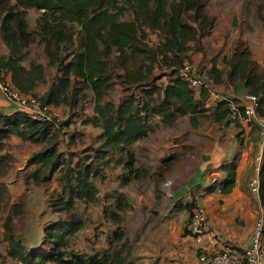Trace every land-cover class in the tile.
<instances>
[{"label":"trees","instance_id":"trees-1","mask_svg":"<svg viewBox=\"0 0 264 264\" xmlns=\"http://www.w3.org/2000/svg\"><path fill=\"white\" fill-rule=\"evenodd\" d=\"M259 1L264 7V0ZM207 2L0 0V39L8 49L6 54H0V78L9 80L22 96H33L53 109L66 110V119L62 121L54 117L37 121L17 107L10 112L0 109V179L8 174L13 160L11 154L4 153L6 140L15 137L21 142L41 144L28 158L26 165L34 168L25 181L47 183L57 173L59 189L49 195L48 205L51 211L63 215L46 224L36 247L27 246L11 225L13 216L22 208L11 205L5 238L12 259L22 264H122L120 251L97 260L68 248L70 237L84 224L76 203H93L98 198L94 179L101 177L100 163L119 155L120 164L127 156L124 166L130 173L134 160L129 149L148 135L150 119L156 116L170 124L177 117L187 115L192 128L203 121L212 125L230 122L240 129L242 123H251L244 113L248 104L244 99L246 93L257 98L256 117L264 115V73L242 40L223 56V66H219L217 57L207 65L195 63L199 76H206L203 78L206 85L190 87L178 76L177 67L189 59L192 51L201 52L204 40L214 31L216 19L208 13ZM31 8L39 12L33 29L27 15ZM148 32L159 36L153 46L146 42ZM34 43L42 45L48 65L55 70L49 82H46V66L41 62L30 60L24 65L27 48ZM156 68L161 71L159 74ZM115 84L121 85L124 95L118 102L106 100ZM223 85H241L242 97L217 96L214 103L207 105L211 95H216ZM41 86L44 90L39 94ZM88 100L93 102V109L83 116L82 124L99 129L97 147L87 146L80 154L60 150V129L85 113ZM231 106L236 108L234 117L229 115ZM71 143H76L74 136ZM86 151L90 153L83 154ZM261 155L259 191L262 194L264 147ZM238 161L239 154H235L230 161L223 162L219 166L223 176L214 180L205 193H229L235 184ZM9 197L8 185L0 181V210L6 208ZM197 197L198 193L194 192L190 201L177 202L174 206L183 207L188 213L185 234H190L188 221ZM124 199L120 195L117 209L126 206ZM201 253L209 252H200L197 257Z\"/></svg>","mask_w":264,"mask_h":264},{"label":"rangeland","instance_id":"rangeland-1","mask_svg":"<svg viewBox=\"0 0 264 264\" xmlns=\"http://www.w3.org/2000/svg\"><path fill=\"white\" fill-rule=\"evenodd\" d=\"M206 8L210 15L215 16V28L212 35L204 40L202 51H192L189 59L194 63L207 65L213 57H217L221 66L223 56L229 54L238 40H242L249 47L258 68L264 73V20L262 18L264 7L260 1L208 0ZM38 14L39 12L33 8L27 10L31 29L35 26ZM158 39L157 33L148 32L146 42L153 46ZM7 52V47L0 39V54ZM26 55L24 65H27L30 60L41 62L46 66V82L54 77L55 70L48 65L42 45L32 44L27 48ZM160 72L156 68V73ZM162 82H165V79H162ZM221 88L222 92H215L218 97L235 95L239 96L238 98L242 97V89L238 87L230 88L223 85ZM43 90L41 86L38 93L41 94ZM123 95L121 85L115 84L105 99L118 102ZM0 101L1 106H7V108L2 107V111L16 108V105L1 92ZM91 109H93V102L88 100L85 104V113L75 117L68 126L60 129L58 144L60 150L76 151L75 154H80L82 150H86L87 146H90V149L97 147L96 138L100 133L99 129L82 124V120ZM54 113L60 121L66 119V110L59 108ZM257 114L255 113L254 117L258 116ZM150 125L148 135L129 149L134 160L130 173L129 168L124 166L127 156L123 157L124 160L120 164L117 161L119 155L110 157L107 163H100L103 166L101 177L94 179L99 190L98 198L93 203H76V211L84 224L70 237L69 250L94 256L97 260L105 256L111 257L117 251H120L121 255L129 248L131 242L137 240L143 226L159 224V221L165 217H172L176 212L174 205L177 200L184 201L188 198L184 201L186 203L190 201L191 194L194 192L202 193L201 182L205 181L203 185L212 177L213 172L218 171L216 168L218 165L209 162L210 155L215 149L227 147L228 154L235 155L239 154L242 148V145L236 141L242 133H238L239 129L230 122L212 125L201 121L197 128H192L187 115L177 117L170 124L156 116L150 119ZM252 134L251 143L262 145L264 142L262 134H260V143L256 133L252 132ZM230 135H233V139ZM72 136L75 137L74 144L71 143ZM230 141L232 142L227 146ZM41 146L21 142L15 137L6 140L4 153L11 154L13 160L8 174L0 179L8 185L10 190L7 206L0 210V264H22L9 256V244L5 238L6 217L10 214L11 205L17 204L22 208L19 214L13 216L11 225L27 246L36 247L46 224L63 217L51 211L48 205L49 195L59 189L57 173L47 183L34 184L31 181H25L34 168L26 165L28 158ZM89 153L86 151L83 154ZM261 158L262 155H260ZM120 195L125 196L124 201L127 204L122 209H117L116 204ZM113 213L116 216L112 217ZM175 215H173L174 220H176ZM114 231L118 233L115 234ZM159 248H162V245ZM44 264L58 263L45 262Z\"/></svg>","mask_w":264,"mask_h":264},{"label":"crops","instance_id":"crops-1","mask_svg":"<svg viewBox=\"0 0 264 264\" xmlns=\"http://www.w3.org/2000/svg\"><path fill=\"white\" fill-rule=\"evenodd\" d=\"M205 77L204 75L203 78ZM229 87L232 88V86ZM237 87L241 88V85ZM218 91L222 92L223 90L219 88ZM215 97L217 95L212 94L207 105L214 103ZM1 105L0 101V109L3 107ZM3 108H7V106ZM13 110L16 108L14 107L10 111ZM251 123L252 125L247 122L242 123V127L238 131L242 134L236 141L242 145V148L239 153L235 184L229 193L218 191L205 193V189L214 181V178L217 180L223 176L224 173L219 169V166L223 162L230 161L234 156L232 153V156L228 154L227 147L217 148L210 155L209 162L218 165L216 167L218 171L213 172L212 177L203 185L202 183L205 181L201 182L202 193H198L207 216V226L200 240L197 241L194 236L185 234L183 228L186 225L188 213L183 207L175 208L176 212L173 215L176 214V220L172 215V217L160 220L159 224L143 226L140 232L141 236L138 234L137 240L131 242L129 248L121 253L122 264H195L200 252H213L229 248L240 253L248 247L258 210L261 206L264 207V190L262 194L260 191L258 194H254L248 186L250 178L260 164L259 158L264 142L262 145L252 144L250 136L253 135L252 132L256 133L260 143L264 115L252 118ZM230 138L233 139V135H230ZM32 145L41 146V144ZM229 158L231 159L228 160ZM184 201L177 200L176 203L185 204ZM160 244L162 248H159ZM262 246L264 252V232Z\"/></svg>","mask_w":264,"mask_h":264},{"label":"built area","instance_id":"built-area-1","mask_svg":"<svg viewBox=\"0 0 264 264\" xmlns=\"http://www.w3.org/2000/svg\"><path fill=\"white\" fill-rule=\"evenodd\" d=\"M178 76L188 83L190 87L204 86L206 83L203 78L199 76L197 65L185 59L177 67ZM0 92L4 94L10 101H12L18 110L26 113L31 119L37 121H47L53 117L59 121V117L54 113L55 110L33 96H22L11 87V83L7 79L0 78ZM244 99L248 104L245 107L246 120L255 116L257 105V98L252 94H245ZM230 116L236 115V108L230 107ZM262 136L264 137V127L262 128ZM260 159V158H259ZM260 162V161H259ZM249 189L252 193L258 194L260 190L259 166L256 167L254 175L249 180ZM207 226V216L203 205L197 197V203L193 207L191 216L188 221V229L190 235L194 236L197 241L200 240L201 235ZM264 232V207L261 206L258 210L257 218L255 220L253 232L249 241L248 247L240 253L232 249H222L209 253H201L195 264H264V252L262 246V237Z\"/></svg>","mask_w":264,"mask_h":264},{"label":"clouds","instance_id":"clouds-1","mask_svg":"<svg viewBox=\"0 0 264 264\" xmlns=\"http://www.w3.org/2000/svg\"><path fill=\"white\" fill-rule=\"evenodd\" d=\"M260 161H261V159H260ZM260 165V164H259Z\"/></svg>","mask_w":264,"mask_h":264}]
</instances>
